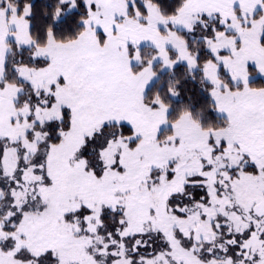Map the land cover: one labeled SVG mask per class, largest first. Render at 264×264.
Instances as JSON below:
<instances>
[{"label":"snow or ice","instance_id":"snow-or-ice-1","mask_svg":"<svg viewBox=\"0 0 264 264\" xmlns=\"http://www.w3.org/2000/svg\"><path fill=\"white\" fill-rule=\"evenodd\" d=\"M0 264H264V0H0Z\"/></svg>","mask_w":264,"mask_h":264}]
</instances>
